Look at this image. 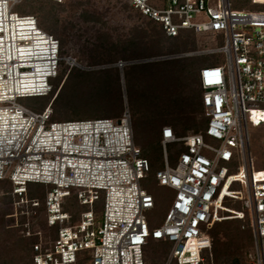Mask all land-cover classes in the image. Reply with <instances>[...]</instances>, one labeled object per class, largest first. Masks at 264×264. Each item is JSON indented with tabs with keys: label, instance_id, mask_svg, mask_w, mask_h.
Here are the masks:
<instances>
[{
	"label": "built area",
	"instance_id": "obj_1",
	"mask_svg": "<svg viewBox=\"0 0 264 264\" xmlns=\"http://www.w3.org/2000/svg\"><path fill=\"white\" fill-rule=\"evenodd\" d=\"M129 3L168 36L193 33L205 42L173 57L226 58L204 64L199 72L205 129L178 135L172 126L162 127L163 167L156 179L174 196L159 226L148 220L155 198L142 182L151 165L135 143L129 108L117 118L52 120L62 69L68 74L75 60L61 55L60 40L41 28L34 15L4 2L0 42L18 52L28 48L36 39H10L9 29L31 24L37 40L48 45L40 65L44 72L33 81V65L17 57L4 59L14 56L10 48L0 52V180L11 183L8 194L22 216L29 213L28 203L43 205L47 214L45 231L32 229L36 220L16 222L25 237L35 240L32 264H148L149 238L171 244L163 264H208L204 253L212 249L210 229L234 218H248L255 247L252 264H264V169L254 165L249 137L250 124L264 123V11L235 9L231 0ZM24 97L47 100L30 108L18 101ZM114 135L120 141H109ZM169 143L184 148L175 164ZM30 183L44 186L42 197L29 196ZM228 201L240 202L241 208Z\"/></svg>",
	"mask_w": 264,
	"mask_h": 264
},
{
	"label": "rangeland",
	"instance_id": "obj_2",
	"mask_svg": "<svg viewBox=\"0 0 264 264\" xmlns=\"http://www.w3.org/2000/svg\"><path fill=\"white\" fill-rule=\"evenodd\" d=\"M129 1L130 0H62L61 2H55L53 0H20L21 3L19 2L14 5V11L21 14L30 13L34 15L38 19L39 26L60 40L61 55L64 58L71 56L76 63L75 69L79 72L89 71L94 73L111 67L118 69L120 73L119 88L123 96L122 112L128 107L133 121H138L145 115H149L146 108L152 109L157 106L155 98L156 94L159 92H152L153 82H150V80H148V82L147 79L141 77L138 72L136 73L133 71V65L154 63L159 59H171L176 57L170 54L124 59L121 53L119 54L113 50V45H120L130 37L133 27L138 26L151 32L152 29L159 28L160 26L132 9L129 5ZM231 2L233 7L238 10L264 11V4H250V2L247 3L246 0H231ZM187 34H190L192 36L191 38L194 39L195 47L200 43L205 44L203 40V42L199 43L193 33ZM182 57L187 56H179L177 58ZM205 59L206 63L204 64L214 60H219L224 63L226 60L224 54L207 55ZM121 61L127 62L128 65L124 67L119 66L118 63ZM63 66H65V64ZM62 72L61 75L64 79L61 85L63 86L68 74H66L65 67L62 69ZM126 75H133L131 83L134 86V92L137 98L141 94H146L149 97L147 102L135 110L134 106L129 105L127 100ZM81 87L83 91H87L82 95V97L87 98V105L84 107V109L88 110L87 112L105 114L104 116L112 118H117V116L119 117L121 116L120 114H123L112 111L114 110L112 104L116 103L115 98L120 95L118 87L112 88L115 91L113 94L114 100L109 102L111 104L108 105H103V101H101V99H103L102 96L98 97L97 103L94 102L95 98H91V96L96 97L98 94L96 92L99 91L97 84L85 82L80 85V88ZM90 88L94 90L88 92ZM193 88L195 89L193 84L187 85L182 89L181 94L186 96ZM74 91V86L72 84L66 86L65 90L62 92L61 99L58 98L59 103L56 102L54 104V111L56 109L57 114L54 115V120L62 121L65 119L80 120L90 118L86 116L72 117L76 116V113L71 102L80 97L78 92L75 91L74 93ZM151 92L152 94L150 96L149 93ZM89 99H92V104H88ZM46 100L47 98L41 99V103H44ZM18 101L27 107L36 108L40 99L24 97L19 98ZM65 104H67V106H65ZM90 105H92V107H88ZM203 117V110L197 112L196 121H201ZM182 121L183 120L177 124V130L181 132L180 134L191 130L187 129L185 132H182L184 126ZM162 123L159 122L158 125H156V133L158 135ZM195 127H197V125ZM249 137L254 165L256 168H260V163L264 162V123L259 126L250 124ZM143 138L144 137H141L140 139L142 140ZM147 140L149 139L147 138ZM206 140L212 141V139L208 137H206ZM154 143L155 141H153V144ZM183 149L182 143L168 144L171 164H175L179 152ZM144 151L148 152V147L146 149L144 148ZM153 154L162 161L161 151L155 146H153ZM233 170L235 171V169ZM29 185L32 188L33 196L39 198L43 196V193L40 192L44 189V186L33 183ZM144 187L150 191L155 198V207L147 212L148 220L151 226H159L162 224L164 216L171 204L174 191L167 187L157 185L153 179H149L144 184ZM238 187L237 184L234 185V188ZM9 188V184L0 182V264H32V251L29 246L31 244L27 242L28 237L21 236L17 228L22 229V227L16 226V222L19 223L25 220L27 224H32L33 221L36 220L32 229L45 231L47 230V214L43 205L38 208H32L30 203H28L29 205L26 209H28L29 213L26 216H22L19 211L20 208H17V204L14 205L13 202L7 203L5 200L4 196H6V193L8 194ZM101 205V202L97 205L99 211L102 209ZM227 205L234 208H241L240 202L229 203L228 201ZM85 208L86 207H80V209L83 210ZM33 209L37 210L35 215L30 212L33 211ZM11 214H13V216H11ZM215 226L216 230L219 231L217 238L220 242H217L216 245L213 244V248L210 251H206V262L209 264H252L255 256V247L248 218L243 220L235 218L228 219L219 222V224ZM228 233L229 235H227ZM147 247H149L148 250ZM170 248V244L154 241L149 238V244L145 247V250L150 264H163ZM27 261L29 263H27Z\"/></svg>",
	"mask_w": 264,
	"mask_h": 264
},
{
	"label": "trees",
	"instance_id": "obj_3",
	"mask_svg": "<svg viewBox=\"0 0 264 264\" xmlns=\"http://www.w3.org/2000/svg\"><path fill=\"white\" fill-rule=\"evenodd\" d=\"M246 2L248 3L250 2V0H246ZM23 14H30V13H23ZM159 28H154L150 32L148 30H145L144 28L135 26L131 30L130 37L124 43L120 45H113V50H115L119 54L121 53V56L124 59H132V58H144L148 56H161V55H170V54L177 55L183 52L194 50L196 48L194 39L191 38L192 36L190 34L184 33V34H180L178 36L173 37V36H168L165 33L164 29L161 27V25L159 26ZM205 57L206 56L194 55V56H187V57H182V58L176 57V58H171V59H159L154 63H142L141 65H138V64L133 65L134 66L133 71H135L136 73L138 72L141 75V77L146 78L147 81L150 80V82L151 81L153 82L152 92H155V91L159 92L156 94V98H155L157 101V106L152 109L146 108L147 112H149V115H145L144 117L140 118L138 121H135V120L133 121L135 143L139 147H141V149L143 150V156L149 160L150 165H151L150 170L147 172L146 177L143 179V182H142L143 187H144V184L149 179H153L157 183V185H159L156 179V172L158 171V169L163 167V162H162L163 161V147L161 144V139H162L161 133H162L163 126L171 125L178 135H184L189 132L196 133L199 131H203L205 129V125L207 123V118L205 117V115L201 121H198V122L196 121L197 112L203 110V114H204V106L202 102L203 90L201 88L199 72H200L201 67L204 65V63H206ZM125 78H126V86H127L126 87L127 88L126 90L127 100H128L129 105L134 106V110H135L136 108H138L139 106H142L145 102H147L149 100V97L146 94H141L137 98L135 96L134 86L131 83L133 75H128V76L126 75ZM85 82H91V83L98 85L99 91H96L98 93L97 96L96 97L91 96V98H95L94 102L97 103L98 97L102 96L103 99H101V101H103V105L104 104L108 105V104H111L109 102L114 100L113 94L115 91L112 88L120 87L119 85L120 73L118 69L113 68V67L105 68V69L99 70L98 72H94V73L89 72V71L79 72L77 69H75V66H74L68 73L66 80L63 83V86L54 101V104L56 102L59 103L58 98L61 99L62 92L65 90L66 86L68 84H72L74 86V90L77 91L78 95L80 96L78 99H75L73 102H71V104L73 105V108L75 109V113H76V116H72V117H77V116L78 117H82V116L90 117V118L80 119V120L112 118L109 116H104L105 114L87 112L88 110L84 109L85 105H87L86 104L87 98L82 97V95L87 91H83V88L82 87L80 88V85ZM110 82L112 85L110 84ZM189 83L193 84L195 86V89L193 88V90L190 91L186 96H183L181 94V91L185 86L190 85ZM91 90H94V89L90 88L88 92H90ZM118 90H119L120 95L119 97L115 98L116 103L112 104L114 107V110L112 111L123 113L122 112L123 111V107H122L123 96L120 92V88ZM152 92L149 93L150 96ZM33 98L40 99V101L37 104V107H38L39 104H41V99H43V97H33ZM91 100L92 99H89L90 102L88 101V104H92ZM67 104H65V106H67ZM88 107H92V105ZM54 115H57L56 109L54 111ZM120 115L122 116V114ZM53 117H52V120H54ZM65 120H74V119H65ZM181 120H183L182 122L184 123L182 132H185L187 129H191L190 131L185 132L183 134H180L181 132H178L177 124ZM159 122L161 123L163 122V123L161 124L160 133L158 135L156 133V125H158ZM196 125L197 127H195ZM141 137H144V138L141 140L140 139ZM147 138L150 141L147 140ZM153 141H155L154 144H153ZM153 146L157 147V149L161 151L162 161L159 160L153 154ZM147 147H148V152L144 151V148L146 149ZM260 164H261L260 168L264 169V162H261ZM0 182H2L3 184L4 183L9 184V187H10L9 191L11 190V183L8 180H0ZM33 184H36V183H33ZM28 187H29V196L31 198L36 197V196H33L32 188L30 187V185H28ZM43 191L44 189H42L40 193H43ZM4 197L7 203L12 202L11 195L6 193V196ZM98 203L99 202H97V205ZM219 222H222V221L216 222L214 226L216 224H219ZM214 226L210 229V232L212 234L213 244L216 245L217 242H220L218 241L219 239L217 238L219 231H217L216 226L215 227ZM17 230L23 237L24 235L22 233V229L17 228ZM227 235H229V233ZM34 241H35L34 238H28L27 240L28 244H31ZM154 241H160V240H154ZM160 242L170 244L167 241L166 242L160 241ZM213 244H212V248H213ZM29 246H28V249H29ZM148 248L149 247H147V250ZM205 253H204V258L206 257ZM146 258H147L148 264H150L147 256ZM27 263L29 262L27 261Z\"/></svg>",
	"mask_w": 264,
	"mask_h": 264
},
{
	"label": "bare ground",
	"instance_id": "obj_4",
	"mask_svg": "<svg viewBox=\"0 0 264 264\" xmlns=\"http://www.w3.org/2000/svg\"><path fill=\"white\" fill-rule=\"evenodd\" d=\"M4 2H14V5L19 3L20 0H0V21L2 20V23L4 22ZM1 24V22H0ZM22 26V25H21ZM10 27V26H9ZM22 28V30H18L16 26H14V29L11 30L9 29V35H10V39L12 36H14L15 39L18 38H23V39H36L35 43L31 46H29L28 48L27 47H24L21 50V52H18L16 51V49L13 48V46L10 44V46L8 47L7 46V43H2L0 42V52L5 50V49H8L10 48V52H14L12 56V54L10 56H5L4 59L8 60V59H11V58H15L17 57L18 59L20 60H25L27 61L26 63H29L31 65H33L35 67V72L33 74H30L29 76H31L30 78H33L31 81L33 80H36L38 78L41 79V75L44 71L42 66H40L41 64H43V62H45L44 59H46L45 57L47 56L45 54V52H47V43L46 41H43V40H37V37H35V35L33 34L34 31H33V25L31 24H26L24 25L23 27H20ZM32 28V29H31ZM24 29V30H23ZM31 29V30H29ZM21 34V35H20ZM20 35V36H19ZM1 40V39H0ZM5 41V40H4ZM13 49V51H12ZM2 53H0L1 55ZM0 60H1V56H0ZM125 65H128L127 62H124V66ZM123 66V67H124ZM40 75V77H38ZM128 108V107H127ZM113 134H116V133H113ZM88 134H86L87 136ZM116 136L114 135L113 136V140L110 139L109 141H120V139L118 140L117 138H115ZM89 146L91 145V142H90V139L86 142V146ZM87 153L85 154H88V151H86Z\"/></svg>",
	"mask_w": 264,
	"mask_h": 264
},
{
	"label": "crops",
	"instance_id": "obj_5",
	"mask_svg": "<svg viewBox=\"0 0 264 264\" xmlns=\"http://www.w3.org/2000/svg\"><path fill=\"white\" fill-rule=\"evenodd\" d=\"M204 115H205V113H204ZM206 117V116H205ZM132 123H133V119H132ZM207 124V123H206ZM171 126V125H170ZM206 126V125H205ZM134 130V129H133Z\"/></svg>",
	"mask_w": 264,
	"mask_h": 264
},
{
	"label": "water",
	"instance_id": "obj_6",
	"mask_svg": "<svg viewBox=\"0 0 264 264\" xmlns=\"http://www.w3.org/2000/svg\"><path fill=\"white\" fill-rule=\"evenodd\" d=\"M122 78H123V76H122Z\"/></svg>",
	"mask_w": 264,
	"mask_h": 264
}]
</instances>
